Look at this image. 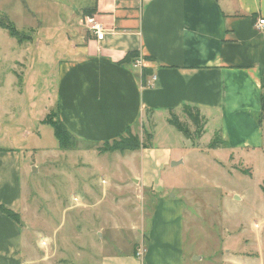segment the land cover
<instances>
[{
    "label": "crops",
    "instance_id": "obj_1",
    "mask_svg": "<svg viewBox=\"0 0 264 264\" xmlns=\"http://www.w3.org/2000/svg\"><path fill=\"white\" fill-rule=\"evenodd\" d=\"M52 2L51 7L57 8L53 17L59 16L54 19L57 32H48V41L42 44L55 58L56 116L79 143L104 144L128 133L143 140L149 117L184 115V107L190 106L198 108L206 122L221 121L218 134L229 151L264 152L263 125L249 115L261 113L264 93V30L257 28L258 20L264 19V0ZM14 4L17 1L0 0V10L5 7L9 8L6 13H14ZM86 16L103 26V40L87 28ZM14 62L10 69L20 64L22 70H32L27 62ZM143 69L148 71L145 79ZM5 80L0 91L6 103L20 91L11 78ZM21 171L19 154L0 151V206L18 217L24 211ZM129 180L136 187L156 191L146 228L141 209L120 207L114 197L107 198L110 207L106 208L65 209L66 218L78 220L80 255L79 263H74L62 246L46 248V239L39 243L40 254L34 249L25 254L24 227L0 210V264H187L181 200L175 195L167 199L168 191L161 183L145 185L143 177L134 173L123 182L126 187ZM110 185L116 192L125 187L118 181ZM120 220L141 231L123 260L114 242L119 238L106 234L112 221L118 226ZM142 242L146 251L138 260L135 251ZM100 246L108 248L102 255L89 250ZM59 252L63 257L59 258Z\"/></svg>",
    "mask_w": 264,
    "mask_h": 264
},
{
    "label": "rangeland",
    "instance_id": "obj_2",
    "mask_svg": "<svg viewBox=\"0 0 264 264\" xmlns=\"http://www.w3.org/2000/svg\"><path fill=\"white\" fill-rule=\"evenodd\" d=\"M16 1L14 13H6L9 8L5 7L0 10V85L11 78L20 91L11 94L6 103L5 93L0 91V151H12L21 159L24 211L19 221L24 227V253L34 249L40 254L39 243L46 239V248L58 244L66 257L79 263L78 220L66 218L64 210L85 205L110 207L111 197L120 207L141 209V223L146 228L156 191L136 187L130 180L126 187L123 182L135 173L143 177L145 185H164L167 199L175 195L181 200L187 264H264V152L211 149L209 144L221 129L216 118L207 122L203 138L193 139V147L168 123L169 114H155L145 122L146 130L153 134L148 151L104 152L103 144L78 141L74 149L61 151L53 128L40 122L45 114L58 120L55 58L42 44L48 41V32H57L54 19L59 20V16L52 15L57 8L51 7L53 0H42L44 5L38 4L39 0L37 5L33 0ZM10 24L18 30L20 40L11 37L6 28ZM38 49H44L42 55ZM14 61L27 62L32 70L24 71L20 64L10 69ZM249 115L259 126V114ZM179 118L196 137L188 117ZM175 161L181 164L173 167ZM157 163L160 168L155 167ZM117 181L125 186L122 191L110 190V184ZM111 226L106 234L119 238L114 242H118L116 249L123 260L141 231L135 232L122 220L118 226L112 221ZM106 248L89 250L102 255Z\"/></svg>",
    "mask_w": 264,
    "mask_h": 264
},
{
    "label": "trees",
    "instance_id": "obj_3",
    "mask_svg": "<svg viewBox=\"0 0 264 264\" xmlns=\"http://www.w3.org/2000/svg\"><path fill=\"white\" fill-rule=\"evenodd\" d=\"M90 12L86 10L85 14ZM92 11L88 14L91 15ZM87 17V16H86ZM90 17V16H89ZM7 30L9 31L10 35L14 38L19 39L18 30L13 25H7ZM20 40V39H19ZM131 58V56L127 57V61ZM148 71L143 69V77L146 78ZM261 113L259 114L257 120L259 125L264 124V93L261 96ZM183 113L188 120L193 124L196 129V137L193 132L188 127L189 125L187 122H182L176 114H169L168 123L173 126L179 133H181L186 139L190 140L191 142L195 141V138H201L202 135L205 133V127L207 125L206 119L201 116L200 111L198 108H193L190 106H185L183 109ZM44 124L49 125L53 128L54 136L58 141V148L62 151L71 150L76 147L77 139L74 135H72L67 128L59 121L54 120L52 115L47 116V118L43 121ZM145 137V139H144ZM153 139V135L149 133L147 130L144 131L143 140H141L138 136H135L131 133H128L126 136L120 137L118 140H114L112 142H105L103 145L104 152H118L120 154L125 153H132L135 151L142 149H147L151 144ZM211 149H224L227 148L226 143L222 140L220 134H215L214 139L209 144ZM262 191L264 193V186L262 187ZM0 210L3 213L7 214L10 218L14 221L19 222V217L3 207L0 206Z\"/></svg>",
    "mask_w": 264,
    "mask_h": 264
},
{
    "label": "built area",
    "instance_id": "obj_4",
    "mask_svg": "<svg viewBox=\"0 0 264 264\" xmlns=\"http://www.w3.org/2000/svg\"><path fill=\"white\" fill-rule=\"evenodd\" d=\"M85 24L87 25V28L95 34L98 40H103L105 36V31L103 29V26L99 24L94 18L92 17H86L84 19ZM257 28L264 30V19H260L257 22ZM75 202H78L79 199L77 197L74 198ZM258 226V225H256ZM45 244V243H44ZM146 249L145 246L142 244L140 248L137 249L135 255L138 260H141L144 256Z\"/></svg>",
    "mask_w": 264,
    "mask_h": 264
},
{
    "label": "water",
    "instance_id": "obj_5",
    "mask_svg": "<svg viewBox=\"0 0 264 264\" xmlns=\"http://www.w3.org/2000/svg\"><path fill=\"white\" fill-rule=\"evenodd\" d=\"M179 164H181L180 162H172V166L174 167V166H176V165H179Z\"/></svg>",
    "mask_w": 264,
    "mask_h": 264
}]
</instances>
